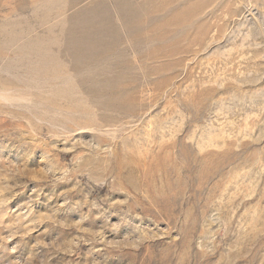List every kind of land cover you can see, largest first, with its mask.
<instances>
[{
	"label": "rangeland",
	"instance_id": "rangeland-1",
	"mask_svg": "<svg viewBox=\"0 0 264 264\" xmlns=\"http://www.w3.org/2000/svg\"><path fill=\"white\" fill-rule=\"evenodd\" d=\"M0 264H264V0H0Z\"/></svg>",
	"mask_w": 264,
	"mask_h": 264
}]
</instances>
